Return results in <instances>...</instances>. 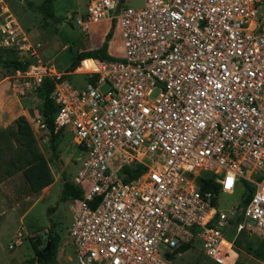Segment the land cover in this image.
Segmentation results:
<instances>
[{
    "label": "built area",
    "instance_id": "obj_1",
    "mask_svg": "<svg viewBox=\"0 0 264 264\" xmlns=\"http://www.w3.org/2000/svg\"><path fill=\"white\" fill-rule=\"evenodd\" d=\"M73 20L85 34L117 28L120 46L80 60L82 86L56 76L50 93L53 132L83 154L69 180L82 195L68 200L74 264H171L194 242L237 264L233 240L264 231V0H86ZM30 50L0 0V51ZM43 73L28 64L14 84L35 89ZM208 179L216 192L200 188Z\"/></svg>",
    "mask_w": 264,
    "mask_h": 264
},
{
    "label": "rangeland",
    "instance_id": "obj_2",
    "mask_svg": "<svg viewBox=\"0 0 264 264\" xmlns=\"http://www.w3.org/2000/svg\"><path fill=\"white\" fill-rule=\"evenodd\" d=\"M41 1L1 0L33 53L0 51V190L7 195L28 193V204L22 206L23 210L30 207L36 198L38 200L22 224L13 217L0 216V264H24L32 256V243L37 239L39 247H42L51 232L58 235L57 263L74 264L67 244L71 207L68 200H58L60 187L57 188L56 184H61L60 173L66 180L74 174L83 154L75 147L69 133L60 132L54 141V150L49 149L47 129L37 111L40 99L35 89H21L15 85L14 70L4 66L3 61L16 59L25 61L27 65L40 64L44 68L43 77L55 79L59 76L79 87L84 84L83 75L71 74L72 71H66V68L76 53L99 45L108 29L104 22L90 24L85 34L75 25V14L85 11L86 0H53L54 15L61 18L58 23L44 22L41 15L28 5L29 2L37 5ZM141 3L142 0H122L123 5L132 7ZM109 29L112 35L107 52L119 54L118 30L112 26ZM239 192L240 189L231 195L221 193L219 207L227 209L237 204ZM8 206L7 202L5 208ZM16 230L21 232V238L18 244L13 245ZM239 239L244 246L259 248L264 245V231L244 230ZM242 253L248 264L260 263L251 253L243 250ZM171 264L215 263L202 253L200 243L194 242L174 255Z\"/></svg>",
    "mask_w": 264,
    "mask_h": 264
},
{
    "label": "trees",
    "instance_id": "obj_3",
    "mask_svg": "<svg viewBox=\"0 0 264 264\" xmlns=\"http://www.w3.org/2000/svg\"><path fill=\"white\" fill-rule=\"evenodd\" d=\"M53 0H42L39 4L33 5L32 3H28L29 7L32 8L35 12L41 15V18L44 22L52 21L53 23H58L61 21L60 17H56L53 12L52 7ZM112 35L111 29H108L107 32L104 34L101 43L93 48L88 50L79 51L74 55L71 59L70 63L68 64L66 71H72L80 62V60L85 58H97L100 60H111L115 59V57L111 56L107 52V45L108 41L110 40ZM4 66L12 67V69L23 71L27 63L25 61H20L16 59H9L3 61ZM55 79L53 77H43L40 83L35 88L36 94L40 99V104L37 106L38 115L40 116L41 120L44 122V125L47 129V142L48 147L51 151L54 150V141L59 135L60 131L53 132V117L56 111V106L54 101L50 97V93L52 91ZM125 171L127 172L128 176L135 175L138 170L131 171L128 167H125ZM62 184H61V191L59 195L60 201H66L69 199H80L81 198V189L77 186H74L70 183L69 180L65 179L63 173H61ZM201 189H207L212 192L217 191V184L213 183L212 181L205 180L200 182ZM251 189L248 188L247 193L243 197V202H245L249 196ZM90 205L93 203L89 202ZM235 221H230L228 226L224 230V236L232 240L233 233H234ZM241 232L234 240L233 244L235 249L237 250V264H248L244 260V255L242 250L245 252H249L252 254L253 258L256 259L258 262L264 264V245L259 248H251L250 246H244L241 244L239 236L242 234ZM39 240H35L34 243L31 245L32 249V256L29 257L24 264H57L56 262V250L58 246V235L56 233L51 232V234L47 237L44 245L39 247ZM189 245H184L179 248L178 252L181 253L187 248ZM259 263V264H260ZM258 264V263H255Z\"/></svg>",
    "mask_w": 264,
    "mask_h": 264
},
{
    "label": "crops",
    "instance_id": "obj_4",
    "mask_svg": "<svg viewBox=\"0 0 264 264\" xmlns=\"http://www.w3.org/2000/svg\"><path fill=\"white\" fill-rule=\"evenodd\" d=\"M107 50H109V45H107ZM64 133L65 132H63V134ZM75 171H76V169H75ZM71 177L68 180H70ZM60 178H61V173H60ZM61 184H62V178H61ZM61 184H56L57 188L60 187L59 192H58L59 193L58 194V200H59V195H60V191H61ZM56 187H55V189H57ZM41 196H43V195H39V197H41ZM28 199H29L28 193L12 192L11 194L7 195L4 191L0 190V216L5 215V216L10 217V218L13 217V218H15V221L18 224L19 223L22 224V222H24V219H26V220L28 219V214L32 210L33 206L35 205V202L38 200V198H36V200H34L32 202V204L30 205V207L26 206V208H24V210H23L22 206L28 204ZM7 202L9 204V206H8L9 208H5V205L7 204ZM61 204H63V203L61 202ZM71 219H72V211H71ZM16 231H15V233L17 234L19 231H17V232ZM13 235H15V234H13ZM31 251H32V249H31ZM56 262H58V258H56Z\"/></svg>",
    "mask_w": 264,
    "mask_h": 264
},
{
    "label": "water",
    "instance_id": "obj_5",
    "mask_svg": "<svg viewBox=\"0 0 264 264\" xmlns=\"http://www.w3.org/2000/svg\"><path fill=\"white\" fill-rule=\"evenodd\" d=\"M0 65H2V62L0 61ZM123 176H124V174H123Z\"/></svg>",
    "mask_w": 264,
    "mask_h": 264
}]
</instances>
